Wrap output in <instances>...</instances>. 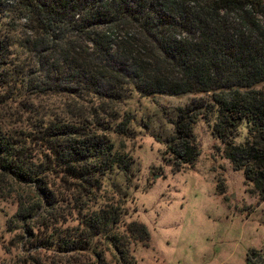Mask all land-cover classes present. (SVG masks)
<instances>
[{
	"label": "trees",
	"instance_id": "obj_1",
	"mask_svg": "<svg viewBox=\"0 0 264 264\" xmlns=\"http://www.w3.org/2000/svg\"><path fill=\"white\" fill-rule=\"evenodd\" d=\"M14 51L50 62L54 75L68 72L86 102L69 106L67 120H32L23 140L0 131V170L39 184L46 205L38 221L44 235L31 240V253L90 254L109 264L101 242L117 264H132L124 239L149 241L144 225L124 222L119 201L99 204L110 176L132 172L133 160L111 135L131 137L132 121L118 106L133 93L201 96L173 122L172 166L195 164V126L213 117L225 156L264 200V0H0V102L25 87ZM49 177L73 192L76 225L62 228Z\"/></svg>",
	"mask_w": 264,
	"mask_h": 264
},
{
	"label": "rangeland",
	"instance_id": "obj_2",
	"mask_svg": "<svg viewBox=\"0 0 264 264\" xmlns=\"http://www.w3.org/2000/svg\"><path fill=\"white\" fill-rule=\"evenodd\" d=\"M15 53L13 60L22 61L25 87L18 96L0 102L2 134L23 140L32 120H67L69 106L86 104L82 89L70 83L68 72L54 75L50 62ZM198 99L201 96L142 98L133 93L118 106L119 115L132 121L131 137H111L131 157L133 168L126 178L110 176L98 200L99 204L119 201L126 210V224L135 221L147 228L146 243L124 239L129 241L132 264H264V200L225 156L222 143L212 134L214 118L201 119L195 126L199 150L195 164L176 171L167 154L179 109ZM27 146L32 148L31 156L41 153L39 146ZM47 182L60 198L54 213L60 216L62 228L76 225L71 189L61 178L49 177ZM37 185L14 180L0 170V264H95L90 254L58 257L28 249L37 232L43 236L45 230L39 229L46 205ZM24 210L26 215L18 216ZM32 214L37 216L31 218ZM99 244L109 264H117L113 248Z\"/></svg>",
	"mask_w": 264,
	"mask_h": 264
}]
</instances>
